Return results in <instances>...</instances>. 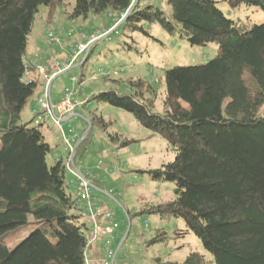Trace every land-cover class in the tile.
I'll use <instances>...</instances> for the list:
<instances>
[{
	"label": "trees",
	"instance_id": "16d2710c",
	"mask_svg": "<svg viewBox=\"0 0 264 264\" xmlns=\"http://www.w3.org/2000/svg\"><path fill=\"white\" fill-rule=\"evenodd\" d=\"M63 1L0 0V264H87L88 225L76 193L66 190V163L59 157L48 166L52 149L40 124L20 118L43 83L38 74L26 78L36 70L26 63L35 14L40 6L51 13ZM219 1L230 8L245 5L264 12V0H167L168 19L161 9L141 7L138 0L122 22L144 35L148 33L139 24L156 23L191 45L217 44V54L208 62L164 71L162 114L153 111L156 88L141 78L127 81L123 92L118 90L122 82L111 80V87L92 94L87 102L102 101L127 112L140 126L162 136L174 152L173 161L160 168L135 170L152 181L174 185L171 200L147 205L138 214L182 218L186 229L175 234L184 238L191 232L214 264H264V19L245 28L225 16ZM131 2L75 0L69 18L109 11L118 22ZM98 41L77 67L84 68ZM125 46L133 48L132 43ZM93 124L103 127L105 122L94 116ZM88 137L80 142L73 165ZM109 140L122 148L137 142L118 134ZM28 226L27 236L11 247L13 234ZM168 238L158 229L147 246ZM165 264H205V258L191 252L181 262Z\"/></svg>",
	"mask_w": 264,
	"mask_h": 264
},
{
	"label": "rangeland",
	"instance_id": "374dc122",
	"mask_svg": "<svg viewBox=\"0 0 264 264\" xmlns=\"http://www.w3.org/2000/svg\"><path fill=\"white\" fill-rule=\"evenodd\" d=\"M74 2L75 0H64L63 4L51 13L48 7H39L32 31L28 36L27 64L46 69L52 59L61 60L59 57L67 53V47L72 40L80 43L83 42V35L91 36L101 32L103 35L117 25L118 22H115L117 18L109 11L98 15L90 13L85 19L71 20L69 16ZM146 5L156 6L165 12L168 19L171 18V7L167 0H140L141 7ZM217 7L228 18L244 24L245 28L259 24L264 19V12L255 7L241 5L230 8L223 1H219ZM139 26L148 35L131 31L123 24L117 28V31L98 41L84 68L76 67L66 73L58 74L53 79L50 86L52 101L58 100V95L65 87L72 89L73 94L81 98L82 105L74 116L60 122L59 127L52 117L41 113L39 122L35 123L38 119L35 117L33 124H40L39 128L44 140L52 149L46 157L48 166L54 164L56 157H61L67 166L69 155L65 152V148L69 153V146L73 148L79 140L82 141L84 133L88 131L89 137L80 147L81 156L75 157L71 169L67 167L66 190L72 194L76 193L73 187V181L77 177L74 169L80 175L88 174L89 179L97 184V186L93 185L92 189L98 207L103 206L104 210L113 211L119 223L120 235L114 242V250L127 233L122 247L115 256L114 264L181 262L191 252L203 254L205 264H214L212 256L203 249L200 241L191 232L185 234L184 238L175 234V230L186 229L182 218L160 219L157 216L138 214L145 206L165 203L174 196L172 183L152 181L147 176L135 172L137 169L160 168L173 161L174 152L166 140L140 126L123 110L102 101H86L92 94L111 87V80L121 81L122 85L118 90L123 92L127 81L141 78L149 80L156 88L157 96L153 111L162 114L165 97L164 71L174 66L204 64L217 54L215 42L204 46L191 45L185 38L166 33L156 23L142 22ZM49 34L57 38L60 43L49 41ZM126 43H132L133 48L127 50ZM49 73L48 68L45 76ZM36 74L41 80L43 76L37 70L27 72L26 78L35 77ZM80 74L83 75L82 83L72 84L70 77ZM45 80L43 77V83ZM43 83L37 86L34 95L21 112L22 122L31 120L32 109L39 108L38 100L44 96ZM94 116L101 117L105 125L103 127L90 125ZM78 133L79 137L74 140L73 137ZM117 134L137 142L126 148L118 144L113 145L109 136H117ZM66 139L69 141L68 145L65 143ZM158 229H164L169 238L164 243L147 246V241ZM30 231L31 226L19 230L13 234L16 238L9 245L15 246ZM93 258L88 252V264Z\"/></svg>",
	"mask_w": 264,
	"mask_h": 264
},
{
	"label": "built area",
	"instance_id": "2783aa9c",
	"mask_svg": "<svg viewBox=\"0 0 264 264\" xmlns=\"http://www.w3.org/2000/svg\"><path fill=\"white\" fill-rule=\"evenodd\" d=\"M100 35H102V32L91 36L83 35V42H72L70 51L64 60L52 59L48 66L50 73L46 75L47 77L45 76V69H42L40 66L36 68L38 73L42 74L46 80L43 83L44 96L38 100L39 108L32 109L31 111L32 118L35 119V117H38V119L35 120V123L39 122L41 113H45L48 117H52L60 127V122H63L67 117L72 116L82 105L80 98L75 96L72 89L68 87L63 89L56 102L52 101L50 97H48V83L51 78L57 76L62 71L77 65L88 46ZM48 37L50 38L49 41L58 44L60 43V41L52 34H49ZM78 80L79 75L70 77L72 84H75ZM65 143L68 145L69 141L66 139ZM71 150L72 148L69 146V158L71 157ZM71 166V162L68 159L67 167L71 169ZM83 176V179L76 177L74 180V188L76 190V197L82 206L83 217L88 225L85 251L87 253L91 245L102 238L104 240V252L100 264H113L115 259L114 242L119 229V223L117 222L113 211L103 210L98 207L93 194V184L89 179L90 176L88 174Z\"/></svg>",
	"mask_w": 264,
	"mask_h": 264
},
{
	"label": "water",
	"instance_id": "95a60500",
	"mask_svg": "<svg viewBox=\"0 0 264 264\" xmlns=\"http://www.w3.org/2000/svg\"><path fill=\"white\" fill-rule=\"evenodd\" d=\"M137 2H138V0H132V2H131V4H130L129 8H128V9L126 10V12L121 16V19L118 21L117 25L114 26L113 29H112L111 31H109V32H107V33H105V34H103V35H100L95 41H93V42L88 46V48L86 49V51H85V53H84V55H83V57H82V59H81V62H80L81 64H83V63L85 62V60H86V58H87V55H88V52H89L91 46H92L97 40L103 39V38L107 37L108 35H110L112 32H114V31L119 27V25H121L122 22H123V21H124V20H125V19H126L131 13H132V12H133V10L135 9V7H136V5H137ZM76 67H77V65H74V66H72V67H70V68H68V69H66V70H64V71H62V72L59 73V74L66 73V72H68V71H70V70H72V69H74V68H76ZM57 76H58V75H57ZM57 76H55V77H57ZM55 77L51 78L50 81H49V83H48V89H47L48 97H50V86H51V83H52V81H53V79H54ZM69 118H70V117H67L64 121H66V120L69 119ZM87 134H88V131H86V132L84 133L82 139H83L84 137H86ZM80 141H81V140H79V141L74 145V147L72 148V150H71V152H70V153H71V157L69 158V160H70V162H71V165H73L72 159H73V156H74V154H75L76 148H77L78 144L80 143ZM74 171H75V174L77 175V177H79V178H81V179L84 178V176H83V175H80V173H79L78 171H76L75 169H74ZM92 188H94L93 185H92ZM127 231H128V230H127ZM126 236H127V233L124 235L123 239L120 241V243H119L118 246L116 247V249H115V253H114L115 256H116L118 250L120 249L122 243L124 242V239H125Z\"/></svg>",
	"mask_w": 264,
	"mask_h": 264
},
{
	"label": "crops",
	"instance_id": "0c3cea01",
	"mask_svg": "<svg viewBox=\"0 0 264 264\" xmlns=\"http://www.w3.org/2000/svg\"><path fill=\"white\" fill-rule=\"evenodd\" d=\"M102 31V30H101ZM98 32V31H97ZM103 33V32H102ZM74 40H72L71 42H70V44L68 45V47H67V53L65 54V55H63L62 54V56H60L59 58L61 59V60H64L66 57H67V55H68V52L70 51V46H71V43L73 42ZM65 50V49H64ZM63 51V50H62ZM45 70H48V68H46ZM62 93V92H61ZM61 93L58 95V98L57 99H59V96L61 95ZM50 99H51V92H50ZM80 100H81V98H80ZM88 99H86V101H87ZM75 115V113L72 115V116H74ZM72 116H70V117H72ZM68 120V119H67ZM79 133L77 134V135H75L74 137H73V139L74 140H76V138L77 137H79ZM65 152L69 155V153H68V151H67V149L65 148ZM58 157H56V159H57ZM61 158V157H60ZM74 182V181H73ZM73 187H74V183H73ZM75 189V188H74ZM76 191V190H75ZM103 207V206H102ZM102 207H100V208H102ZM103 210H104V208H102ZM83 220L85 221V219L83 218ZM118 235H119V230H118ZM117 237V236H116ZM102 239H100V240H98L97 242H95L93 245H91V247L88 249V251H87V253L88 252H90V254L94 257L93 259H91V261H92V263H91V261L89 262V264H100V260L102 259V257H103V245H102V241H101ZM100 251H101V254H100ZM87 253H86V261H87ZM98 253H99V256H98ZM114 263V262H113ZM87 264H88V262H87Z\"/></svg>",
	"mask_w": 264,
	"mask_h": 264
}]
</instances>
